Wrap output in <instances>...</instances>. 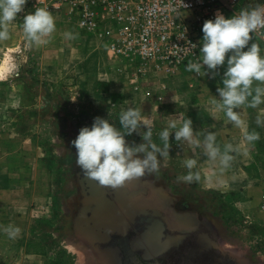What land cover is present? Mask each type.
Returning a JSON list of instances; mask_svg holds the SVG:
<instances>
[{"label":"crops","instance_id":"crops-1","mask_svg":"<svg viewBox=\"0 0 264 264\" xmlns=\"http://www.w3.org/2000/svg\"><path fill=\"white\" fill-rule=\"evenodd\" d=\"M22 23L15 21L10 26L11 38L0 42V73L6 77L0 80V264H48L53 250L50 244L57 242L58 230L68 220L72 230L83 225L94 230L96 237L110 239L112 235L123 237L128 233L129 225L138 216H161L153 197L158 192L156 187L149 189L141 180L139 185L135 181L118 190L100 187L81 177L74 148L69 152L73 162L64 194L70 196L76 210L70 219L60 215L65 208L58 197L63 187L58 173L65 162L64 148L58 144L67 138L74 139L58 133V137L53 134L45 140L46 127L57 129L58 123L61 132L64 127L79 133L82 127H91L95 117H100L120 128L119 113L128 107L140 109L151 121L153 141L158 145L162 146L159 133L171 120L184 115L192 120L194 131L215 133L221 147L227 143L238 146L240 151L233 154L231 168L221 174L218 161H210L202 147L175 141V129H170L173 134L169 138V157L160 161L169 169L181 170L184 176L188 172L184 161L196 159L197 167L192 171L201 175L196 182L198 189L208 195L229 196V220L236 234H246L247 240L249 236L252 240H264V155L257 152L254 143L244 141L242 129L233 126L222 112L212 111L209 103L210 96L219 98L216 89L223 86L225 66L218 69L214 79L186 70L178 75L165 71L142 74L97 36L64 23L56 24L48 44L29 48L23 38ZM65 32L79 36L69 40L64 37ZM254 110H236L247 121L249 131ZM53 113H67L68 119L52 120L49 114ZM126 139L129 143L144 142L137 133ZM146 182L154 186L152 179ZM142 191L147 195L151 192L145 200L139 198ZM167 191L174 209L179 204L175 202L178 193L171 187ZM172 224L175 228L170 229L174 231L167 243L180 241L185 238L180 234L196 229L194 222H182L177 211ZM179 224L183 227H176ZM10 225L21 229L15 238L4 231ZM206 238L204 233L200 234V240Z\"/></svg>","mask_w":264,"mask_h":264},{"label":"clouds","instance_id":"clouds-1","mask_svg":"<svg viewBox=\"0 0 264 264\" xmlns=\"http://www.w3.org/2000/svg\"><path fill=\"white\" fill-rule=\"evenodd\" d=\"M180 2L183 9L189 7L183 0ZM26 4L27 0H0V42L11 38L10 26L17 21L18 14L24 11ZM21 27L27 47L46 45L56 32L55 17L47 8L36 7L34 12L23 16ZM202 33L200 56L190 60L185 70L214 79L219 74L218 69L226 67L222 76L223 86L216 89L219 98L210 96L211 110L222 112L233 126L243 130L244 141L253 144L259 140V133L249 131L247 121L236 110L242 107L256 109L264 104V50L258 42L249 46L255 34L264 38V5H247L230 18L218 10L214 19L204 21ZM63 35L69 40L79 36L72 32ZM191 46L197 47L195 44ZM5 78L0 73V80ZM118 122L120 128L107 119L95 117L91 127H82L71 141V146L76 150L75 164L82 175L95 181L98 186L112 190L124 188L146 175H160V160L169 157L171 148L169 138L173 132L170 129H175V141L183 140L194 148L202 147L210 161H218L221 174L231 168L235 159L233 154L240 151L232 143L221 147L213 132L194 131L192 120L184 115L171 120L168 127L159 133L162 146L153 141L151 121L140 109H122ZM256 124L264 125V117L257 116ZM142 128L146 131L142 132ZM133 133L139 134L144 142L129 143L126 137ZM197 163L193 158L185 160L184 167L188 172L179 179L188 184L199 182V171H192ZM4 231L10 238H15L21 229L10 225Z\"/></svg>","mask_w":264,"mask_h":264},{"label":"rangeland","instance_id":"rangeland-1","mask_svg":"<svg viewBox=\"0 0 264 264\" xmlns=\"http://www.w3.org/2000/svg\"><path fill=\"white\" fill-rule=\"evenodd\" d=\"M256 3L264 5V0H239L237 4L232 6L230 9L225 11V17L230 18L234 13L238 12L239 9L247 5H255ZM28 10L24 13H19L17 20L23 22V16L34 12ZM55 17V23L68 24L77 29L74 19H72L65 10L58 14L52 13ZM251 35V34H250ZM258 42L262 50H264V38L259 34H255L253 40L249 43ZM80 111V110H79ZM85 113V112H84ZM59 114V115H58ZM57 116L49 114L51 119H68L67 113H58ZM85 114H77V117ZM257 116L264 117V104L256 108L251 117L252 130L259 133V140L254 143V146L259 154L264 155V125L258 126L256 124ZM64 121L61 122L64 125ZM49 122V120H48ZM55 123V122H54ZM61 132L57 123V129L53 126H49L45 129L46 140L51 135L55 134L58 137V133L72 137L73 139L77 136V131H71L70 128H64ZM57 131V133L55 132ZM72 132V133H71ZM79 132V131H78ZM64 148L63 161L64 165L60 166V172L58 173V182L63 185V190L60 188L58 193L59 200L63 202L64 211H61L60 215L66 216L68 219L73 215L76 210L72 206V200L70 196L65 195L67 192V185L70 183V168L73 161L69 160V152L72 151L71 141L67 138L62 144H58ZM76 151L75 148L73 149ZM67 155V160L65 161ZM181 170H173L164 166L163 162L160 161V175L155 174L152 177H144L140 179L141 182L147 183L149 189L156 187L158 192L153 194L154 200L157 202V209L161 212V218L166 226V231L172 234L174 230H170L175 226L172 224V218L177 211L182 216V222L192 221L196 225V229L191 233L184 236V241L178 246L180 252L175 257L160 256L155 258L157 264H182L183 254H191L189 257V264H264V240L250 239L247 240L246 234H236L234 224H231L229 217L231 216L230 197L221 193L217 194H205L198 189L196 183L188 184L181 179ZM74 179V178H73ZM154 181V186L150 185L146 181ZM140 180H137L139 185ZM74 180V184L76 185ZM135 183V181H133ZM167 187H171L178 193L175 202L179 203L172 207V202L169 201V193ZM62 193V194H60ZM151 193V192H150ZM147 192L142 191L140 199L145 200ZM171 204V206L169 205ZM162 213V214H161ZM165 216H164V215ZM65 217V218H66ZM180 220V219H179ZM183 227L182 224L176 227ZM253 229V228H252ZM59 231V239L55 243L51 242L52 254L48 256V264H119L118 259L115 258L111 248L109 239L100 237L97 233H93L94 230L87 229L85 226H79L78 229L72 230L71 224L68 220V224L62 226V230ZM204 233L207 238L203 241L200 240V234ZM113 236V235H112ZM180 236L183 237L182 234ZM129 238V237H128ZM127 238V240H128ZM118 240H115L116 242ZM123 239L121 240V242ZM119 242V241H118ZM117 243V242H116ZM206 243V244H202ZM201 244V245H200ZM200 245V246H199ZM136 249V245L133 244L131 247ZM55 249V250H54ZM152 250V248H151ZM185 250V251H182ZM136 252V251H135ZM176 253V252H175ZM174 254V253H173ZM149 261V260H147Z\"/></svg>","mask_w":264,"mask_h":264},{"label":"built area","instance_id":"built-area-1","mask_svg":"<svg viewBox=\"0 0 264 264\" xmlns=\"http://www.w3.org/2000/svg\"><path fill=\"white\" fill-rule=\"evenodd\" d=\"M238 1L183 0L189 6L183 9L180 0H27L22 13L65 10L82 33L97 36L140 73L178 75L200 56L204 21L218 10L225 15Z\"/></svg>","mask_w":264,"mask_h":264},{"label":"flooded vegetation","instance_id":"flooded-vegetation-1","mask_svg":"<svg viewBox=\"0 0 264 264\" xmlns=\"http://www.w3.org/2000/svg\"><path fill=\"white\" fill-rule=\"evenodd\" d=\"M80 175L84 177L82 173ZM166 229L161 216L157 214L153 216H138L136 220L129 225V231L124 234L123 237L114 235L109 239L111 240L110 244L112 242L113 245L109 249L115 251L114 256L118 259L119 264H157L154 260L157 257L167 256L170 258L178 255V252H180L178 246L184 241V239H182L180 241H169L167 243L169 233H167ZM187 234L188 233H183V236ZM122 239L123 241L121 242ZM115 240L119 242L116 241V243L114 242ZM133 244L136 245V249L131 248ZM190 256V253L186 254V257L185 254H183L182 264H189Z\"/></svg>","mask_w":264,"mask_h":264},{"label":"bare ground","instance_id":"bare-ground-1","mask_svg":"<svg viewBox=\"0 0 264 264\" xmlns=\"http://www.w3.org/2000/svg\"><path fill=\"white\" fill-rule=\"evenodd\" d=\"M127 203H128V202H127ZM106 218H107V217H106ZM106 218H105V219H106Z\"/></svg>","mask_w":264,"mask_h":264}]
</instances>
